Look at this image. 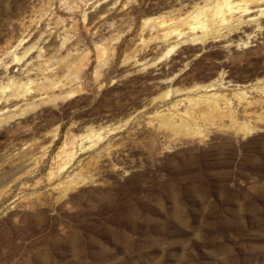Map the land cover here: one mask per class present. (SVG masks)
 <instances>
[{
    "label": "rangeland",
    "instance_id": "1",
    "mask_svg": "<svg viewBox=\"0 0 264 264\" xmlns=\"http://www.w3.org/2000/svg\"><path fill=\"white\" fill-rule=\"evenodd\" d=\"M206 1L0 0V118L34 107L0 129V264H264V2L169 57L162 25L142 28Z\"/></svg>",
    "mask_w": 264,
    "mask_h": 264
},
{
    "label": "bare ground",
    "instance_id": "2",
    "mask_svg": "<svg viewBox=\"0 0 264 264\" xmlns=\"http://www.w3.org/2000/svg\"><path fill=\"white\" fill-rule=\"evenodd\" d=\"M235 0H207L206 4L203 6H196L194 10H192L190 12V14L188 16H186V18L180 20L181 22L178 23H171V24H166V21H164V19L158 20V17H146L143 20V30L146 29H150L153 30L152 26L155 25V23H159L162 25V40L164 41H168L170 42V47L169 49H167L165 55L166 56H171L173 55L176 50L178 48H180L181 46L187 45V44H197V43H203L205 42L207 39L211 38L212 34H214V30L216 28V26H224L226 24L230 23V18L234 17L236 14L238 13H247L249 11V13H253L250 12L251 6L252 5H259L260 2L262 1V3L264 2V0H238V3H233ZM207 5H210L209 7ZM69 8H72V6H68ZM262 12H264V9H261ZM234 21H238L236 24V27L238 28L239 26H244V21H242L241 19H236V20H232L231 23H233ZM250 21V20H249ZM154 23V24H153ZM153 24V25H152ZM173 24V26H172ZM221 24V25H220ZM228 26V25H226ZM234 26V25H233ZM165 27V29L163 28ZM229 28H232L231 26H229ZM112 40V41H111ZM110 41L111 43L115 44L119 41V36L112 38ZM153 40V38H145L143 39V42L145 43V45H148L149 43H151V41ZM24 40L21 41V43ZM33 48H35L34 46H32L30 49L26 50L24 55H27ZM98 50L100 52L99 54V58H98V66H97V75L100 73V71L107 66V64L109 63V55L108 52L106 51V48L104 46H98ZM69 58L63 57L61 59H58V64L59 66L57 67V69H61L62 66L64 65H68L69 67V72L67 75L64 76L63 81H69L71 83L76 82V80L78 79L77 74L73 73L72 68H77L76 66V62L74 61L75 64H72V62H69ZM53 64V63H52ZM51 64V65H52ZM49 65V67L51 66ZM77 72V71H75ZM16 80H11V82L9 81L7 86L3 87V91L6 90L7 88H9L10 86V97L12 98H7V102H9L11 99H16V98H22L24 99L27 96L28 92H32L33 90H37V91H44L45 93L51 91L53 88H48V84L51 86L57 85L58 84V80H53V79H48V83H41V84H36L35 81L33 80H28V82H24L22 84L16 83V87L14 88L15 82ZM61 81V80H59ZM211 85H207L206 87L204 86H197L196 89L197 90H208L211 91L213 89H215L213 86V88L209 89L208 87H211ZM32 89V90H31ZM238 91H236L234 93V96L237 97L240 101H242L244 98L246 99V95L247 92L244 91L241 88L237 89ZM177 93H182V90L177 89L176 90ZM191 92V91H189ZM172 96V91L171 90H167L166 92H164V94L162 95V97L164 98H171ZM74 97V95L72 94H67V96H65V98H72ZM53 97L48 95L46 97H43L42 100L44 99H52ZM64 98V99H65ZM61 99V97L59 98L57 95L54 96V100L57 101ZM189 102L191 103L190 106L194 107V106H199V103H197V101L195 100V98H190L188 97ZM225 98H223L222 96H217L215 97L214 100H211V98L209 99V101L206 99L204 100L205 103H208L214 106H218L219 102L223 101ZM46 101H44L45 103ZM177 104H174L173 107H176ZM34 107H18L16 109L13 110L12 113L7 112L8 114H6L3 118H0V129L7 125L8 123H11L15 120L24 118L29 111H31V109ZM5 114V113H4ZM0 113V116L4 115ZM167 124L169 123V120H167ZM232 121H234L232 119ZM240 130L243 133H245L246 135H249L252 133V130L254 129V127L250 126V125H242L241 127H239ZM180 129V128H178ZM188 132L191 135H198V136H203L200 132L199 129H196L195 127L191 128H187ZM92 128H89V130L87 131L88 133L92 132ZM88 133L83 134L81 136L84 135H88ZM99 138H101V134H99L98 136ZM76 139V138H75ZM74 144V143H73ZM70 157H69V161H66L67 163H70L72 158L74 157V151H70ZM81 175V174H79ZM86 178H81V177H76V178H70L68 179L63 188H62V194L66 195L69 191H71L72 189L76 188L77 185H79L81 182H83Z\"/></svg>",
    "mask_w": 264,
    "mask_h": 264
}]
</instances>
